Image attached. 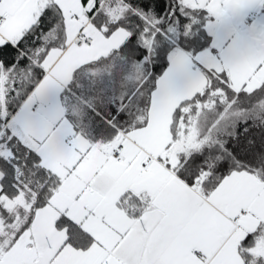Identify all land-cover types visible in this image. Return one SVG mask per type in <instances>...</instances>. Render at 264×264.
I'll use <instances>...</instances> for the list:
<instances>
[{"label":"snow or ice","instance_id":"1","mask_svg":"<svg viewBox=\"0 0 264 264\" xmlns=\"http://www.w3.org/2000/svg\"><path fill=\"white\" fill-rule=\"evenodd\" d=\"M257 10L0 0V264H264Z\"/></svg>","mask_w":264,"mask_h":264},{"label":"crops","instance_id":"2","mask_svg":"<svg viewBox=\"0 0 264 264\" xmlns=\"http://www.w3.org/2000/svg\"><path fill=\"white\" fill-rule=\"evenodd\" d=\"M264 20V11L257 10L255 12H251L246 17V23L252 24L254 21H261Z\"/></svg>","mask_w":264,"mask_h":264},{"label":"trees","instance_id":"3","mask_svg":"<svg viewBox=\"0 0 264 264\" xmlns=\"http://www.w3.org/2000/svg\"><path fill=\"white\" fill-rule=\"evenodd\" d=\"M161 70H162L161 68L155 69V71H157V73H159Z\"/></svg>","mask_w":264,"mask_h":264}]
</instances>
